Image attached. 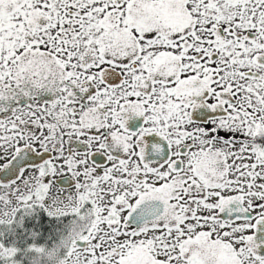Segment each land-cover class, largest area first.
I'll list each match as a JSON object with an SVG mask.
<instances>
[{
  "label": "snow or ice",
  "instance_id": "6c2138e0",
  "mask_svg": "<svg viewBox=\"0 0 264 264\" xmlns=\"http://www.w3.org/2000/svg\"><path fill=\"white\" fill-rule=\"evenodd\" d=\"M0 264H264V0H0Z\"/></svg>",
  "mask_w": 264,
  "mask_h": 264
}]
</instances>
